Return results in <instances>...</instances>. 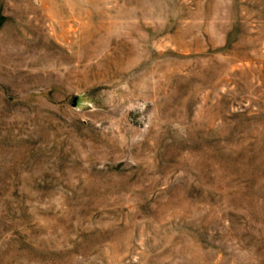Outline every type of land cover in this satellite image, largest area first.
Instances as JSON below:
<instances>
[{"label":"rangeland","instance_id":"rangeland-1","mask_svg":"<svg viewBox=\"0 0 264 264\" xmlns=\"http://www.w3.org/2000/svg\"><path fill=\"white\" fill-rule=\"evenodd\" d=\"M0 264H264V0H0Z\"/></svg>","mask_w":264,"mask_h":264}]
</instances>
